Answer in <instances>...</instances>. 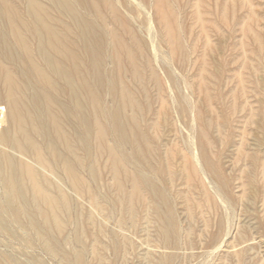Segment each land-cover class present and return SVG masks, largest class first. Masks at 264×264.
<instances>
[{
	"label": "bare ground",
	"instance_id": "bare-ground-1",
	"mask_svg": "<svg viewBox=\"0 0 264 264\" xmlns=\"http://www.w3.org/2000/svg\"><path fill=\"white\" fill-rule=\"evenodd\" d=\"M128 1L119 0L120 4L117 0H0V101H6L5 108L8 107L10 122V128L4 133L2 140L21 152L32 154L39 163L51 170L62 169L70 185L81 194H89L95 206L100 208L98 198L88 192L89 187L79 173L82 162H78L76 166L58 154L54 143L45 146L36 140L38 136L47 135L50 124L54 139L72 151L73 141L64 131V121L65 118H76L79 125L90 130L93 135L88 151L108 156V170L122 208L127 213L121 224L135 223L137 207L150 199L155 204L154 212L161 223L164 245L177 247L182 232L165 190L150 177L151 174H157L150 157L151 151H157L161 160L166 161V168L158 171V174H164V179H169L178 144L175 141L172 144L166 142L167 145L163 141L156 142L151 139L150 133H158L164 115L179 114L200 119L201 121L197 119L201 122L199 129L194 130L197 132V143L194 145L192 138H187L182 147L187 180L198 182L204 190L203 175L208 173L225 188L227 182L217 174L211 160L212 126L209 123L207 125L201 112L198 116L194 115V99L189 92L194 88L198 95L203 96L202 100L205 99L203 102L206 101L207 107L218 101L228 109V96L233 99V111L242 107L238 96L240 93L230 92L227 96L224 90L226 76H218V89L213 90L209 82L212 76L210 57L208 53H205L206 58L197 54L200 41L206 52L214 38L219 53L225 55L223 40L229 28V34L234 38L232 47L235 53L233 63L236 64V85H241L244 90L245 82L241 80L239 73L243 67L241 50L244 25L240 13L242 0H185L183 11L189 12L194 8L189 29L181 23L180 8L178 11L173 0H139L147 9L143 11L148 12L149 9L151 14V17H146L145 23L156 28L151 40L140 35L135 25L134 16L144 6L140 7L139 3L131 0L133 5H139L138 9ZM145 12L144 14H149ZM188 34L191 41L187 39ZM255 41L261 45L262 38L257 34ZM11 43L20 50L19 56L11 51ZM219 43H223L222 46ZM164 48L168 50L167 55L164 54ZM109 62L114 64L111 71L106 67ZM14 65L20 66L19 72L14 69ZM194 67L198 75H201L199 82L188 77ZM124 75L141 90L145 99L143 104L137 94L122 82ZM33 79L38 82V87L34 90L35 94L29 97L28 90ZM58 81L68 87L73 104L72 109L63 108L64 117L57 110L60 99ZM182 85L185 89L179 90ZM172 89L176 92L173 93ZM104 92H109L115 100V108L107 109L103 106L101 97ZM83 95L91 109L90 114L82 112ZM127 109H130V115L126 112ZM244 110L246 121L242 118V122L249 124L254 119L255 111L250 103ZM40 111L43 118L39 116ZM142 116L145 132L139 129ZM135 138L145 144L152 140V146L145 153L141 152L140 144L135 142ZM110 139L114 140V145L109 143ZM129 149L133 153L129 154ZM194 153L201 161L199 166L193 158ZM12 165L7 156L0 162L1 167ZM20 169L21 178L9 179L13 191H19L23 178L34 190L37 202L45 208L46 213L58 216L67 207L65 197L54 196L45 180L32 166L22 164ZM204 195L202 205L210 203L215 206L216 197L207 192ZM222 227L221 221L219 229L213 235V243L220 242ZM172 262L173 258L166 260V264ZM73 264H84L80 254Z\"/></svg>",
	"mask_w": 264,
	"mask_h": 264
},
{
	"label": "rangeland",
	"instance_id": "rangeland-1",
	"mask_svg": "<svg viewBox=\"0 0 264 264\" xmlns=\"http://www.w3.org/2000/svg\"><path fill=\"white\" fill-rule=\"evenodd\" d=\"M117 1L121 4L119 0ZM173 1L178 11L180 8L181 23L189 29L192 25L194 8L185 12L182 9L185 0ZM128 2L138 9L139 5L136 3H139L140 7L144 6L139 0L138 2L133 0L132 2H136L134 5L131 0ZM144 7H141L140 11L137 10L139 11L137 15L142 16L147 11L146 7L143 9ZM240 13L244 31L241 50L243 67L239 73L241 80L245 82L244 90L241 85L240 87L236 85V64L233 63L235 53L232 47L234 38L229 34V28L223 40L226 47L225 55L219 53L214 38L211 39L209 51L206 52L202 49L200 41L197 54L201 58H206L205 53H208L210 57L212 76L209 82L213 90L218 89L216 85L218 76H226L224 90L227 96L230 92L240 93L238 96L242 109L233 111L231 106L233 99L229 96L228 109L218 101L213 106L207 107L206 101L203 102L205 99L202 100L203 96L198 95L194 88L189 92L194 99V115L198 116L201 112L205 116L207 125L209 123V126H212L211 129L209 128L213 140L211 160L217 174L227 182L225 188L208 173L203 175L204 190L198 182L187 180L182 147L185 140L191 138L194 145L197 143L195 134L201 124L200 119L197 118L200 120L198 121L196 118L179 114L164 115L158 133H150L151 139L156 142L158 140L172 144L171 142L175 141L178 144L174 168L169 179H164L163 173V175L158 174V171L166 168V161L161 160L157 151H151L150 162L157 169V174H151L150 177L165 190L175 210L177 224L182 232L180 244L177 247L164 245L160 230L161 223L154 212L155 204L150 199H146L137 207L135 223L121 224L126 219L127 213L122 208L114 180L109 173L108 156L88 151L87 147L91 144L93 135L90 130L82 128L76 118H65L64 121V131L73 141L72 151L67 150L60 141L54 139L50 124L47 135L38 136L36 140L45 146L54 143L58 154L76 166L78 162H82L83 166L79 168V173L89 187L88 192L98 198L100 208L95 206L89 194H81L70 185L62 169L51 170L39 163L32 154L21 152L5 143L2 136L9 130L10 122L8 107L5 108L6 101L2 99L0 101V162L7 156L13 165L0 166V264H73L79 254L84 264H166V260L170 258H173L172 264H264V0H242ZM149 14H144L145 17L139 15L142 21L137 15L134 16L139 34L147 40L153 39L156 33L153 32L156 29L154 25L147 26L145 23L146 17H151ZM144 25L146 26L143 27ZM257 34L262 38L261 45L255 41ZM187 36L191 41L190 34ZM223 43L219 44L222 46ZM10 49L19 56L20 50L13 43ZM163 51L167 55L168 50L164 48ZM14 66L19 72L20 66ZM106 67L111 71L114 64L109 62ZM188 77L195 78V81L199 82L201 75H198L194 67ZM122 79L143 104L145 99L138 86L125 75ZM33 81L28 90L29 97L35 94L38 87V82L34 79ZM57 83L58 99L60 98L57 110L64 117L63 108L72 109L73 104L68 87L63 82ZM175 89H172L173 93L178 91ZM184 89L182 85L179 90ZM101 98L103 106L107 109L116 107V102L109 92L102 93ZM82 103V112L85 115L90 114L91 109L84 95ZM249 103L255 111V116L251 123L246 124L244 109ZM126 112H129L128 115L131 113L130 109ZM39 116L43 118L41 111ZM242 118L245 120L244 123ZM143 121L142 116L139 129L145 132ZM3 122L7 124L3 125ZM189 128L196 131L192 133ZM152 140L145 144L135 138V142L140 144V151L144 153L150 145L152 146ZM109 143L114 145V140L110 139ZM129 150V154L133 153V150ZM195 153L192 155H195L193 158L199 166L201 161ZM22 164L32 166L45 180L46 186L54 196L61 195L65 197L66 202L68 201L67 207L62 209L58 216L46 213L45 208L37 202L34 190L23 178L19 191H13L9 179L21 178ZM205 192L216 197L215 206L210 203L202 205ZM221 221L223 222L221 240L213 243V235L219 229Z\"/></svg>",
	"mask_w": 264,
	"mask_h": 264
}]
</instances>
